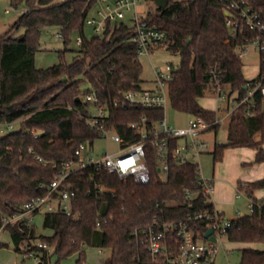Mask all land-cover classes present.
<instances>
[{
    "label": "trees",
    "instance_id": "obj_1",
    "mask_svg": "<svg viewBox=\"0 0 264 264\" xmlns=\"http://www.w3.org/2000/svg\"><path fill=\"white\" fill-rule=\"evenodd\" d=\"M145 1L155 8L148 9L144 18L168 33V49L181 57L179 66L173 65L168 86L173 108L202 116L214 123L212 130L217 131V112L199 103L206 90L213 88L214 71L222 87L229 86V96L235 94L237 104L230 117L227 142L216 144L212 151L214 162L223 158L228 147H250L256 151L254 162L264 163V96L256 92L253 104L244 101L262 79L263 61L258 76L247 79L244 63L234 51L235 41L229 36L222 3L168 0L162 8L155 0ZM95 3L11 0L14 7L27 4L28 9L11 26L23 28V33L0 37V123H19L18 129L0 137V224L22 211L25 202L45 196L63 164L76 158L75 150L81 143L93 145L101 138V131L86 123L91 104L77 100L83 93L96 92L108 111L105 128L129 142L140 138L130 123L145 117L152 126L164 119V108L130 107L124 99V92L143 87V66L131 39L134 26L124 19L108 20L102 33L90 38L85 35L86 18ZM52 26L62 32L64 47L57 63L39 67L36 53L41 33ZM74 32L82 37L78 48H70ZM68 52L73 54L70 61ZM177 145L178 139H173L165 178L158 170L157 149L145 146L150 173L147 183L92 166L74 171L61 186L79 189L71 200V214L45 212L43 227L51 231L47 235H38L34 222L7 224L5 230L15 251H35L41 257L38 264H59L73 255L77 264H86L87 247L110 249L103 264H168L164 257L150 253L143 229L186 221L204 236L207 220H188L189 216L214 208L213 201L201 191L192 200L186 197L187 190L201 188L199 165L178 163L174 157ZM100 185L105 189L100 190ZM259 189H264V177L238 182V190L255 202V208L233 220L225 234L229 241L264 244V200L254 196ZM39 242L49 248L38 247ZM239 250V264H264V248Z\"/></svg>",
    "mask_w": 264,
    "mask_h": 264
},
{
    "label": "built area",
    "instance_id": "obj_2",
    "mask_svg": "<svg viewBox=\"0 0 264 264\" xmlns=\"http://www.w3.org/2000/svg\"><path fill=\"white\" fill-rule=\"evenodd\" d=\"M219 1L223 5L229 36L235 41L234 51L237 58L242 60L255 49L264 66V0ZM140 2L141 0H113L111 3L101 5L96 11V16L88 14L86 25L93 27L96 34H100L105 30L108 20H122L127 13L132 12L131 24L135 28V33L131 39L136 44V56L139 60L141 57H150L156 49L168 48L170 39L165 30L150 23L140 14L138 11ZM56 36L63 39L61 31ZM76 42L79 45L82 42V37L78 36ZM172 70L173 64L171 63L166 64L164 68L153 66V86L124 92L126 103L130 107L164 108L170 98L168 86L172 79ZM212 81L217 99L224 100L225 91L214 71ZM256 92H260L264 96V70L262 79L257 82L254 89L249 91L244 101L249 100ZM79 98L91 104L85 117L87 125L98 128L101 131V137L111 138L112 141L120 145V148L113 153H106L100 158H94L86 151L89 144L81 143L75 150L76 158L63 164L45 196L35 197L25 202L22 211L10 218H4L3 223L0 224V249L3 244L5 227L11 222L31 223L34 221L35 215L40 213L43 208L46 209L45 212L60 210L71 214V200L79 189L68 187L62 189L61 186L74 171L88 166L94 167L95 170L104 168L109 172H116L121 177L133 176L137 183L143 184L150 180V173L145 162L146 145L151 144L157 149L158 170L164 178L169 171L168 160L173 139H178L174 157L180 164L193 162L192 157L208 150L209 142L202 137V134L212 130L214 123H209L202 116H192L188 120V125L183 127L171 126L165 119L151 126L143 117L139 122L130 123V128L135 130L140 138L137 141L129 142L116 132L105 128V120L108 116L106 104L100 102L94 90L83 93ZM216 122L218 123V120ZM156 124L160 127L157 128ZM181 139L185 140L184 144L180 143ZM198 183L201 185L199 190L185 192L188 200L195 198L199 191L211 200L215 189L214 179L205 178L200 173ZM99 189L104 190L105 187L100 185ZM248 207L251 212L255 208V202L251 198ZM197 219L207 220L208 229L212 228L215 240L201 236L197 232L196 226L190 225L186 221L165 222L143 229L150 253L154 257H164L168 264H215L216 255L223 244V238L234 219L226 218L215 206L209 212H199L189 216L188 220ZM38 247L49 248L48 244L44 242H39ZM22 255L24 258L34 257L37 262L41 261V257L35 251Z\"/></svg>",
    "mask_w": 264,
    "mask_h": 264
},
{
    "label": "rangeland",
    "instance_id": "obj_3",
    "mask_svg": "<svg viewBox=\"0 0 264 264\" xmlns=\"http://www.w3.org/2000/svg\"><path fill=\"white\" fill-rule=\"evenodd\" d=\"M63 1V0H56ZM113 0H96L95 5L89 12V15L96 16V11L100 8L101 5L106 3H111ZM28 9L27 4H21L19 7H14L11 4V0H0V37L2 36H11L15 37L23 33V28H12L11 26L16 22L19 16L23 11ZM150 8H155V5L152 2H147L145 0H141L138 11L140 14L146 13V11ZM133 14L127 13L124 21L127 23H131V18ZM85 35L87 37H92L96 35L93 30V27L86 25L85 26ZM59 32L58 27H46L42 30L40 37V49L36 53V64L39 67H48L53 65L59 61V50L64 47L63 40L56 36ZM79 34L74 32L71 35L72 42L70 43V48H78V44L76 42ZM73 54L71 52L66 53V58L68 61L72 59ZM140 61L143 66V87L150 88L153 86L152 81L154 80L153 66L164 68L166 64L171 63L174 66H179L181 63V57L179 53H175L166 47L158 48L153 53H151L150 57H141ZM244 63L243 72L246 78L253 79L259 72L260 69V57L258 55L257 50H252L248 56L242 59ZM87 85L85 84V87ZM225 91V99L221 101L223 107H226L228 101L232 105H236L235 94L229 95V86H223ZM213 88H209L206 90L205 95L199 99L200 104L209 110L216 109V100L213 97L212 93ZM228 94V95H227ZM254 102V98H250V103ZM262 109L264 110V99L262 101ZM164 119L166 122L174 127H183L188 125V120L192 117L191 114L187 112H181L173 108L171 105L170 98H168L167 103L164 107ZM223 112L219 113L218 121H221L223 118ZM156 127L160 126L156 124ZM19 123L15 122L13 124L8 123H0V137L4 136L6 133L18 129ZM227 133H228V123L220 124L217 131L211 130L209 135L212 137H216V143L223 144L227 142ZM185 140H181L183 143ZM120 148V145L111 140L108 137H101L97 139L93 145H89L86 151L94 158H100L106 153H113ZM214 145L209 146V149L199 155L192 157V161L199 165L200 173L205 178H214L216 180V191L212 194V198L214 197L216 200L218 196L222 194H226V188L228 187V177L232 175L233 172L228 173L229 170L227 167L226 160H229L228 149L224 150L223 158L219 161L214 162L212 151ZM227 164V165H225ZM233 166V165H232ZM235 166L232 167V171H234ZM224 186V187H223ZM236 187V186H235ZM238 187V184H237ZM221 190V192L219 191ZM229 195V193H228ZM259 200H264V198H257ZM218 201V200H217ZM224 201V200H223ZM218 201L219 207L224 208L226 210V218L232 219V217L238 218V216H243L250 211L248 205L250 202V197L246 193H241L240 196L235 197L234 200L226 202ZM239 210V214L237 215L236 211ZM46 209L43 208L42 211L35 215L34 224L36 227V232L38 235L50 234L51 231L49 229H45L43 227V219L44 213ZM3 245L0 249V264H38L34 257L24 258L22 254H18L15 251L14 243L10 236L8 230H5L2 238ZM240 248L233 244V242L229 241L226 237L223 238V244L220 246L218 254L215 259V264H239L240 262ZM110 255V249H101L97 247H87V263L86 264H103L107 257ZM56 257L53 258V262H55ZM77 256L73 255L62 259L59 264H77L76 262Z\"/></svg>",
    "mask_w": 264,
    "mask_h": 264
},
{
    "label": "crops",
    "instance_id": "obj_4",
    "mask_svg": "<svg viewBox=\"0 0 264 264\" xmlns=\"http://www.w3.org/2000/svg\"><path fill=\"white\" fill-rule=\"evenodd\" d=\"M142 15H144V14H142ZM259 72H260V69H259ZM259 72H258V74H259ZM258 74L256 75V77L258 76ZM211 94L213 95V97L216 100V109H214V111L217 112V116H219L220 112H223V114H224L221 121H218L219 126H220V124L226 122V123H228V127H229L230 117H231L235 107L237 106V104L236 105L233 104L231 107V103L228 101L226 107H223V105L221 104V101L217 99V94H216L214 88H213ZM229 97L230 96L228 95V98ZM248 101L250 102V99ZM251 104H253V103H251ZM218 118H217V120H218ZM210 131L211 130L204 132L202 134V137L205 138L209 142V146L214 145V147H215V145L218 143H216V137L215 136L212 137L211 135H209ZM214 131H216V130H214ZM256 137L258 138L259 135L257 134ZM181 140H184V139H181ZM181 140H180V143H181ZM184 143H185V141H183L182 144H184ZM208 149H209V147H208ZM213 150H214V148H213ZM228 151H229L228 152L229 160H226L227 162H225L228 165L227 164H225V165H227V167H229L228 173H231V172H233V173H232V175L228 174L229 175V177H228V179H229L228 180V182H229L228 187L229 188H226L223 186L226 189L225 190L226 194H224L223 196H222V194H220L218 196L217 200L218 201L224 200L223 202H226L227 200L232 201V200H234L235 197H238L241 195V192H239L238 187H237L238 182H240V181L250 182V181H254V180H257V179L264 177V163L254 162L255 156H256V151L254 149H252L250 147H230V149H228ZM232 165L235 166L234 171H232V167H233ZM214 182H215V189H214L213 193H215V191H216V180L215 179H214ZM219 191L221 192V190H219ZM228 193H229V195H228ZM254 196L256 198H264V189L256 190L254 192ZM211 200L213 201L214 206L217 208V210L220 211L224 216H226L227 215L226 210L224 208L219 207L218 201L214 197ZM236 213L238 215L240 213L239 210H237ZM232 219H236V217H232ZM233 244H236L239 248L250 247V246L261 248V249L264 248V244H260V243L248 244V243L233 242Z\"/></svg>",
    "mask_w": 264,
    "mask_h": 264
},
{
    "label": "water",
    "instance_id": "obj_5",
    "mask_svg": "<svg viewBox=\"0 0 264 264\" xmlns=\"http://www.w3.org/2000/svg\"><path fill=\"white\" fill-rule=\"evenodd\" d=\"M155 2H156V4H157V6L162 7V8H165L166 5H167V3H168V0H155ZM77 100H80V98L77 97ZM212 233H213L212 228H209V229L206 231V233L204 234V237H205V238H210L211 240H215V236L212 235Z\"/></svg>",
    "mask_w": 264,
    "mask_h": 264
}]
</instances>
